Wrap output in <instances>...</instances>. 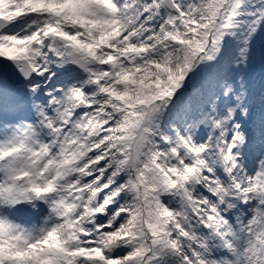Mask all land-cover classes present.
<instances>
[{
  "label": "snow or ice",
  "instance_id": "1",
  "mask_svg": "<svg viewBox=\"0 0 264 264\" xmlns=\"http://www.w3.org/2000/svg\"><path fill=\"white\" fill-rule=\"evenodd\" d=\"M0 264H264V0H0Z\"/></svg>",
  "mask_w": 264,
  "mask_h": 264
}]
</instances>
